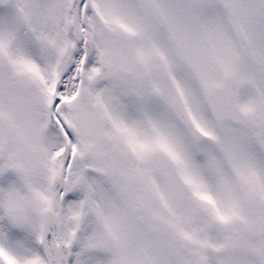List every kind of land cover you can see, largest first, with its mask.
<instances>
[{
  "label": "snow or ice",
  "instance_id": "snow-or-ice-1",
  "mask_svg": "<svg viewBox=\"0 0 264 264\" xmlns=\"http://www.w3.org/2000/svg\"><path fill=\"white\" fill-rule=\"evenodd\" d=\"M0 264H264V0H0Z\"/></svg>",
  "mask_w": 264,
  "mask_h": 264
}]
</instances>
